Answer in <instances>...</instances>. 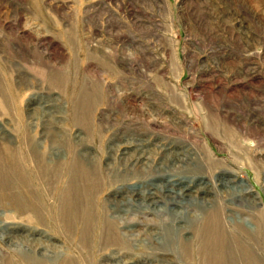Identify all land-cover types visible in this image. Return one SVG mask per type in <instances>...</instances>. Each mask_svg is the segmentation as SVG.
<instances>
[{"label": "rangeland", "instance_id": "374dc122", "mask_svg": "<svg viewBox=\"0 0 264 264\" xmlns=\"http://www.w3.org/2000/svg\"><path fill=\"white\" fill-rule=\"evenodd\" d=\"M102 59L111 64L108 69L100 68ZM50 73L62 78L52 76L58 85L49 84ZM85 85L101 97L93 102L90 130L72 120L74 99ZM0 94L9 111L0 113V140L9 137L21 152L36 203L45 204L44 210L58 201L72 150L98 157L104 167L110 160L114 169L128 165L129 160L122 163L125 150H132V159L147 158L142 176L105 184L97 194L99 205L106 198L119 202L135 184L127 197L138 205L136 188H145L143 181L161 185H147L150 194L143 193L165 211L132 209L122 219L139 221L132 227L136 254L122 256L132 264H196L169 252L161 261L146 257L153 250L146 231L153 234L162 223L160 234L167 235L170 226L174 234L191 236V221H203L202 197L223 206L227 228L236 217L248 225L247 208L254 203L262 207L264 222V0H0ZM25 128L37 148L48 149L49 165L64 159L50 184L49 168L46 181L39 180L28 162ZM169 187L175 194L182 189L178 202L167 199ZM172 204H179L176 217L166 211ZM7 213L0 208V255L21 264L12 244L65 253L68 244L56 221Z\"/></svg>", "mask_w": 264, "mask_h": 264}, {"label": "bare ground", "instance_id": "6f19581e", "mask_svg": "<svg viewBox=\"0 0 264 264\" xmlns=\"http://www.w3.org/2000/svg\"><path fill=\"white\" fill-rule=\"evenodd\" d=\"M104 59L99 62L103 65L100 68L104 67L105 69H108L107 67L111 66V64L109 63L110 65H107ZM106 59L107 61L109 60L108 58ZM99 60H101V58ZM111 68H113V66L110 67V69ZM103 70L101 71L103 72ZM48 71L46 72L48 73ZM54 71L60 73L56 71V69ZM52 76L55 77L58 75L51 74V76H48L47 81L50 85L55 81L53 80ZM64 76L62 77L64 78ZM60 78H56V80L59 81L62 79ZM90 78L92 80V76ZM155 79V83H157L158 85V83L160 82V78L158 79V77H156ZM55 83L57 84V81H55ZM87 83L88 82H86V84ZM83 84H85V82ZM59 87H61V85ZM81 88H83L81 93L78 94L77 97L75 96V99L73 97L74 109L72 111V120L75 123L83 126L85 129L90 130V120L92 119H90V116H92L91 113L93 110V102L97 100V94L100 95V93L97 92L99 90H97L96 88L87 89L86 85L85 88ZM100 98L101 97H99L98 100ZM3 102L4 95L0 94V113L9 112L7 101L6 106ZM28 129L25 128L24 130V147L26 150L25 153L27 154L28 162L29 164L32 162L30 165L33 166L34 173L35 171H38V175L40 176L36 177H38L39 180L44 179L45 168H49V176L46 180L49 181L48 184H50V178H53L55 175L60 174L58 172L59 169L63 166L62 162L64 159L62 158V156H60L55 160L54 164L49 165L47 156L48 149L46 148V146L41 149L37 148L36 142L31 134H29ZM225 131L226 129H224V132ZM62 138L59 137V143L61 145L64 143V140ZM8 139L6 136H2L0 140L1 211L6 210V212H8L7 215L10 211H15L16 215L23 214L25 215L26 219L30 221H35V219H37L41 221V223L43 222V220L44 222H46L47 218H51L52 221L57 222L55 223L56 225L58 224L57 227L59 228V231L64 234L66 238L65 242H67L68 244L67 246L65 245V253H62L63 251L51 253L48 248L45 247H41L40 250L34 251L35 246L31 247V249L30 247H28V249L21 250V248H18L14 244H10L11 246L15 247V250L17 249L19 251L17 258L22 260L23 263L21 262V264H113V262H120L121 264H132L131 260L126 261L122 258L124 256H129L130 258L134 254H136L134 250L137 247L134 245H138L139 243L136 244L135 240L137 238L136 236L132 235L134 234V232H132V227L137 226L139 224V221L137 222L138 224L134 223L133 225L129 223L130 221H132V219L125 218L126 220L123 221L122 219L124 218L125 214L132 209H138L140 213L147 207L153 208L152 211H154V213H161L162 211H165L164 205L157 204V201L155 199L151 197L149 198L148 195H145V193L150 194V189L147 188V185H158V187H161V185L153 180L143 181L145 188H136V190H138L137 199L140 203L138 205L130 204V199L129 197H127L129 193L133 194L135 189L133 188V186L135 184H129L128 187L131 189L124 190V192L126 193V197L124 200H121L119 202H115L116 200L114 201L113 199L106 198V200L102 201V203L99 205L97 194L100 190H102L105 184L112 185L115 184L117 180H127L131 176H142L145 172L146 166L148 165V162L146 161L147 158L142 159L141 157L139 158V156H137L134 157V160L132 159V150H125L126 154L122 158L123 160L127 161H123L122 163L125 165L129 160L128 165L124 169H118V167L114 169V165L110 160L105 164L104 167L99 162L97 155H95L97 157L95 158L94 156H90V154H84V151H79L80 149L78 150V148L72 150V152H70V158L68 159L67 163H65V170L62 173L65 181H63L60 185V189L58 191V201L56 202V204H47L50 208L48 207L49 209H45V211L44 208L47 207L45 204L36 203V197L34 196L35 193L31 189L28 181L29 178L26 176L27 170L23 167L21 158L19 156V153L21 152L18 148H15L14 145L10 143V139L9 141ZM201 147L206 150L205 152L210 153V150H208L205 143L201 145ZM207 156L211 157V154ZM130 160L133 161L130 163ZM43 162H45L47 165H45V163ZM170 176L171 174H165V177L167 179H169ZM140 184L137 183L136 185ZM15 185H17V190H13L12 188L15 187ZM123 186V184L119 185V187ZM46 191L47 189H45V192ZM172 191V187H169V190L166 191L167 199L170 202H178L176 197L177 195H183L182 189L179 188L177 190V195ZM202 200H204V202H201V205H199V209L201 210V220L199 221H203L200 222V224L198 223L199 225L196 222L191 221V227H193L191 236H181L179 233L181 231H177V233L174 234L173 231H171L172 227L170 226L169 228H166L168 230L167 235L163 234V232H161L160 234L159 230L162 229L163 226H161L162 223L158 224L156 227H154L155 229L153 234L151 231H146L148 240L152 244L153 250H151L146 255L144 253V255L146 257H149L150 259H158L159 261H161V259L164 258V255L168 254L169 252L173 253L172 255L174 257L182 260H188V262L190 263L195 260L193 262L196 264H264V222L261 219L259 212L262 207L260 206V209L256 208L255 203L248 205L247 211L250 217L248 225H245L240 217H236L234 220L232 219V222H229L231 223L232 227L227 228L225 224L226 219L223 213V206L220 204H216L217 202L214 203L207 201V199H204V197H202ZM23 201L26 204H22ZM142 202H145V204H143ZM177 205L179 204H172V208L168 210L166 209V211L170 212L171 210L173 216L176 217L180 212L179 210L175 209ZM44 211L46 212V216L45 214L43 215ZM22 217L25 218L24 216ZM172 223L173 222H171V225ZM135 234L137 235V233ZM257 248L261 249L263 253L260 254L257 251ZM97 251H99L100 254L95 257L94 253ZM0 259L4 260L5 264H18L17 261L13 260L12 258L6 259V257L2 255H0ZM169 260L174 261L172 256H170ZM144 263L149 264V260H146Z\"/></svg>", "mask_w": 264, "mask_h": 264}]
</instances>
